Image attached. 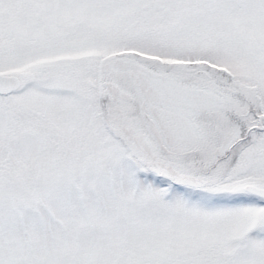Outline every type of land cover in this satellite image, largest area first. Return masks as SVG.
<instances>
[{
  "label": "snow or ice",
  "instance_id": "snow-or-ice-1",
  "mask_svg": "<svg viewBox=\"0 0 264 264\" xmlns=\"http://www.w3.org/2000/svg\"><path fill=\"white\" fill-rule=\"evenodd\" d=\"M0 264H264V0H0Z\"/></svg>",
  "mask_w": 264,
  "mask_h": 264
}]
</instances>
